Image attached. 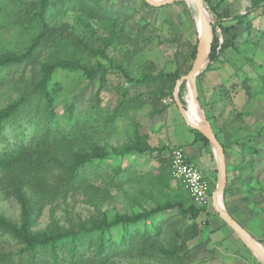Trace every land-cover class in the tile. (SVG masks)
<instances>
[{
  "label": "rangeland",
  "instance_id": "obj_1",
  "mask_svg": "<svg viewBox=\"0 0 264 264\" xmlns=\"http://www.w3.org/2000/svg\"><path fill=\"white\" fill-rule=\"evenodd\" d=\"M38 1L3 0L0 54L29 50L30 55L20 64L0 70V108L18 97L26 80L35 84L41 78L39 73L44 64L67 60L85 68L104 69L95 78L87 77L82 70L56 69L52 74L48 87L53 97L52 111L58 129L63 132L62 142L69 149L63 151L62 156L72 162L79 153L80 161L92 160L80 169L88 187L44 198L32 230L50 229L55 224L74 227L79 222L115 213L132 214L150 209L161 202L181 200L184 205L192 204L186 190L168 173L171 149L193 136L174 103V87L164 86L161 81L140 85L127 78L170 72L176 64L183 70L191 66V52L197 45L199 32L190 2L176 0L162 7L146 6L143 0L106 3L132 14L117 40L107 47L106 61L95 49L108 32L96 20L71 11L66 0L64 3L53 0L56 4L44 14V31L39 22L25 18L23 12V21H18L17 7L22 11L25 10L22 6L37 10ZM204 2L215 27L217 50L224 38L231 39L233 34L236 38L232 39L231 47L218 53L211 68L201 77L180 86L179 97L192 120L202 125L208 123L210 130L224 141L244 140L256 150L254 159L248 161V166L253 168L250 177L253 181L231 178L228 194L222 197L226 211L230 208L235 213L252 203L264 211V0ZM219 15L223 16L224 24L233 26L226 34L216 25ZM237 15L244 16V24L237 23L234 19ZM101 74L105 79L103 84L99 82ZM160 89L163 96L159 95ZM162 106L165 109L161 113L152 114ZM32 129L33 126L28 125L25 131L31 133ZM6 131L11 139L18 138L12 128ZM234 145L237 164L246 149H240L239 143ZM135 146L156 150L140 152ZM103 150L112 154L103 157ZM201 151L205 159V152ZM231 170L229 165L228 177ZM2 175L0 171V180H3ZM210 184L213 191L217 180H211ZM246 197L252 200L248 205ZM0 214L20 224V206L1 183ZM215 217L223 225L220 230ZM234 219L242 225L240 219L235 216ZM192 223L198 235L181 245V237ZM245 227L251 228L252 223ZM145 230L148 238L142 246L123 252L114 249L105 264H262L234 230L218 217L212 202L196 220L174 208L154 216L151 221L130 227V231L140 235ZM117 233L113 231V237ZM256 236L259 239L255 240L264 247V232ZM22 248V243L0 229V264H18ZM81 249L86 259L98 256L88 240ZM62 255L68 258L66 251Z\"/></svg>",
  "mask_w": 264,
  "mask_h": 264
},
{
  "label": "trees",
  "instance_id": "obj_2",
  "mask_svg": "<svg viewBox=\"0 0 264 264\" xmlns=\"http://www.w3.org/2000/svg\"><path fill=\"white\" fill-rule=\"evenodd\" d=\"M109 1L112 0H66L71 11L77 15H84L96 20L108 32L107 36L100 38L101 44L95 49V52L106 61H108L107 47L117 40L119 31L132 15L127 10H119L107 6L106 3L108 4ZM55 4L56 1L53 0H39L37 10L22 6L25 8L24 11L18 6L16 17L18 21H23L21 19V12H23L25 18H32L35 23L39 22L44 31L46 29L44 14L49 7H53ZM143 4L150 6L144 0ZM3 8V0H0V20ZM209 8L213 10L211 7ZM234 19L239 24L245 23L243 15H237ZM216 25L225 34L233 27L231 24H224L223 16L220 15ZM213 29L215 33L214 26ZM234 38H236L235 34L232 35L231 39L224 38L217 50V39L214 36L209 61L206 67L196 76V79L201 77L205 70L211 68L220 51L232 46V39ZM195 51L196 45H194L191 52V59H194ZM29 55V50L20 54L1 53L0 70L8 68L10 65L20 64L23 60H27ZM190 67L183 70L180 64H176L175 69L170 72L150 73L143 75L141 78H130L127 76V78L130 82L140 85L148 83L147 81H161L164 86L173 88L176 81L186 74ZM56 69L82 70L87 77L95 78L96 74L101 72L100 70L104 69V67L101 69L85 68L78 63L67 60H55L44 64L39 73L41 78L34 82L35 84H33L32 80H30L32 83L26 80L23 88L19 91L18 97L5 107L0 108V171L3 174V180H0V183L4 184L8 192L14 195L20 206L21 215L20 224L16 225L0 214V229L8 232L18 242L23 244L18 264L21 262L24 264H105L109 256L115 252H113L114 249H118L116 251L120 252L127 249L135 250V247L142 246L145 243L148 238L147 231L145 230L140 235L136 233L137 231H130L131 226L151 221L154 216L174 208L179 209L181 214H188L192 220H196L205 209L197 208L187 190L184 189L188 193L192 204L184 205L181 200L161 202L156 203L150 209H142L132 214L115 213L110 217L103 216L87 222H79L74 227L63 228L55 224L50 229L32 230L33 220L38 214L39 205H41V201L44 198L65 195L66 191L77 187H88V181L84 174L80 172V169L92 159L85 158L80 161L78 152H76L78 154L72 162H68L67 158L62 156L63 151L68 152L69 149L67 144L64 146L65 143L62 142L63 132L58 129L54 119L52 111L53 97L48 91L49 82ZM102 74L99 76L101 84L105 81ZM184 83L181 84V88ZM159 95H164L163 89H160ZM97 98L98 93L95 95V100ZM41 101L43 104H41ZM164 109L165 106L156 108L152 114L161 113ZM28 125L34 128L31 133H26L25 131ZM7 128L15 130L18 138L11 139L10 134L6 131ZM190 129L194 134L195 141H200L207 146L210 145L207 138L200 131L193 128ZM27 135H30V138H27ZM215 135L221 142L219 135L217 133ZM234 143H239L240 149L245 148L251 152L256 151L255 148L246 145L244 140L241 142L235 140ZM222 145L225 150L227 145L224 143ZM135 148L140 152L145 149L156 150V148L149 146L147 148L135 146ZM111 154L108 150H103V157ZM119 161H121V158H119ZM55 171H57V174H54ZM168 173L172 179L170 166ZM66 174L67 176H65ZM161 179L162 176L160 177ZM227 194L226 183L223 196L225 197ZM246 199L249 198L246 197ZM113 231H118L116 237H113ZM197 235V227L195 223H192L190 229L186 230L184 235H182L181 245L188 240L194 239ZM85 240H88L94 247L95 254H98V256L91 259L84 257L81 246ZM65 251L68 258L62 255ZM176 255L178 253H175ZM37 256L39 258H36ZM45 258L48 259L45 260ZM39 259L42 261H38ZM111 264L117 263L112 262Z\"/></svg>",
  "mask_w": 264,
  "mask_h": 264
},
{
  "label": "water",
  "instance_id": "obj_3",
  "mask_svg": "<svg viewBox=\"0 0 264 264\" xmlns=\"http://www.w3.org/2000/svg\"><path fill=\"white\" fill-rule=\"evenodd\" d=\"M153 7H161L171 4L176 0H144ZM197 13L200 17V28L198 27V42L195 56L189 71L182 75L175 83L173 89V100L183 120L190 128L200 131L209 141L213 151L218 169V180L215 189L211 192V202L218 216L241 238L249 250L264 264V249L254 237L240 224L231 214L226 211L222 197L227 183L225 150L216 135L207 128H202L192 123L187 115V109L179 97V88L183 82L195 80L196 76L205 68L208 63V55L214 38L213 20L211 19L208 6L204 0H194ZM196 96V95H195Z\"/></svg>",
  "mask_w": 264,
  "mask_h": 264
},
{
  "label": "crops",
  "instance_id": "obj_4",
  "mask_svg": "<svg viewBox=\"0 0 264 264\" xmlns=\"http://www.w3.org/2000/svg\"><path fill=\"white\" fill-rule=\"evenodd\" d=\"M112 1L114 2L115 0H112ZM116 1L118 3L124 2V1L122 2L121 0H116ZM220 140L222 143L227 145V147L225 148V151H226L225 159H226V172H227V188L231 187V185H232L231 184L232 183L231 178H235V177L247 178L248 183L252 182L253 179L250 180V177L252 175L251 173H253L252 172L253 168L251 169V167L248 166V164H250V162H248V161H251L254 159L255 153L248 151V150L244 151L245 154H242V156L239 159V160L242 159V161L241 162L238 161L239 163L237 162V164H235L234 152L237 148L236 145H234V143H229L228 141H224V139H221V137H220ZM178 143L179 144H177V146H181L184 149L185 154L187 156V159L191 163H193L195 166L200 168L201 171L204 172L207 176H209L210 179H208V180L210 182H211V180H218V169H217V164H216V160H215V156H214V151H213L211 145L207 146V145H204L200 141H195L194 134L189 140H186L185 143L183 141L178 142ZM239 146H240V144H239ZM202 149L205 152L204 153L206 156L205 159H204L202 151H201ZM229 165L232 166V170H231L230 176L228 177V166ZM251 189H252V187H251ZM251 201H252L251 198H249L246 202L247 205L250 204ZM228 206H230V205H228ZM255 206H256V204L253 205V203H252L251 206L248 205L246 208L244 207V209L238 210L237 212H235L237 215H235V213H233L230 208L227 210L229 211L231 216H233V217L235 216L236 218L240 219L241 222H243L242 226H244V228H246V230H248L249 233L251 231L252 233H250V234L254 237V239L257 238V240H258L259 237H257L256 234L264 232V231L262 232V226L264 225V211H263V209L257 208V206L256 207ZM216 218L217 217H215L216 226L220 230L223 227V225L221 222H218L216 220ZM249 223H252V227L251 228L245 227V225H248ZM236 238H237V236H236ZM261 238H263V237H261ZM263 249H264V247H263ZM251 256L254 257L252 254H251Z\"/></svg>",
  "mask_w": 264,
  "mask_h": 264
},
{
  "label": "built area",
  "instance_id": "obj_5",
  "mask_svg": "<svg viewBox=\"0 0 264 264\" xmlns=\"http://www.w3.org/2000/svg\"><path fill=\"white\" fill-rule=\"evenodd\" d=\"M172 180L187 190L197 208L207 209L211 204V184L200 168L191 163L181 146L169 154Z\"/></svg>",
  "mask_w": 264,
  "mask_h": 264
},
{
  "label": "bare ground",
  "instance_id": "obj_6",
  "mask_svg": "<svg viewBox=\"0 0 264 264\" xmlns=\"http://www.w3.org/2000/svg\"><path fill=\"white\" fill-rule=\"evenodd\" d=\"M188 1L190 2V4H191L192 7H193V12H194V14H195V20H196V23H197V26L200 28V17H199V15H198V13H197V10H196V6H195V3H194V0H188ZM189 81L192 82L193 80H189ZM187 115H188V114H187ZM188 118H189V120H190L192 123H194V124H196V125H198V126H200V127H202V128H207V125H202V124H200V123H198V122L192 120L189 116H188Z\"/></svg>",
  "mask_w": 264,
  "mask_h": 264
}]
</instances>
